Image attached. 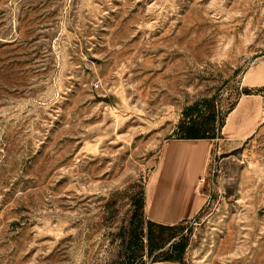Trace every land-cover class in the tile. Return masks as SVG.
I'll use <instances>...</instances> for the list:
<instances>
[{"label":"rangeland","instance_id":"374dc122","mask_svg":"<svg viewBox=\"0 0 264 264\" xmlns=\"http://www.w3.org/2000/svg\"><path fill=\"white\" fill-rule=\"evenodd\" d=\"M191 112L206 201L138 251ZM0 264H264V0H0Z\"/></svg>","mask_w":264,"mask_h":264},{"label":"crops","instance_id":"0c3cea01","mask_svg":"<svg viewBox=\"0 0 264 264\" xmlns=\"http://www.w3.org/2000/svg\"><path fill=\"white\" fill-rule=\"evenodd\" d=\"M204 140L190 138L170 142L163 176L156 185L155 178L152 179L145 190V209L151 219L175 223L201 210L206 197L197 182L208 150Z\"/></svg>","mask_w":264,"mask_h":264},{"label":"trees","instance_id":"16d2710c","mask_svg":"<svg viewBox=\"0 0 264 264\" xmlns=\"http://www.w3.org/2000/svg\"><path fill=\"white\" fill-rule=\"evenodd\" d=\"M215 118L214 112L212 114H209L207 117H204L202 114H194L191 112L190 114H187V119H184L180 126V137L181 138H213L216 137L215 132L212 130L213 128L209 126V123L211 122V119ZM138 206L140 208L141 214L142 211L144 212L145 208V193L141 196V198L138 201ZM140 213V212H139ZM137 216L138 213H135ZM147 224L146 226L143 225L142 220L139 222L140 230L136 231V241H137V247L138 251H143L146 247V243L144 241V236L147 237L149 242L150 250L153 249V242L154 238L156 236V230L155 227H161L164 228L167 225L159 224L156 221L152 219H148L145 221ZM172 226V225H168ZM144 227H146V232L144 231ZM142 256V253H141Z\"/></svg>","mask_w":264,"mask_h":264}]
</instances>
